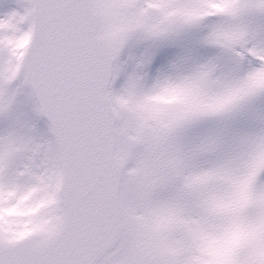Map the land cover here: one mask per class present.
Returning <instances> with one entry per match:
<instances>
[{
	"label": "snow or ice",
	"instance_id": "obj_1",
	"mask_svg": "<svg viewBox=\"0 0 264 264\" xmlns=\"http://www.w3.org/2000/svg\"><path fill=\"white\" fill-rule=\"evenodd\" d=\"M0 264H264V0H0Z\"/></svg>",
	"mask_w": 264,
	"mask_h": 264
}]
</instances>
